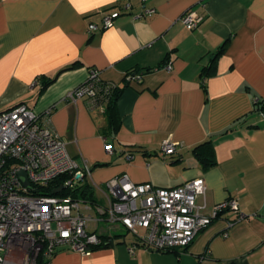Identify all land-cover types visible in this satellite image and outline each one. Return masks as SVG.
Wrapping results in <instances>:
<instances>
[{
	"label": "crops",
	"instance_id": "obj_1",
	"mask_svg": "<svg viewBox=\"0 0 264 264\" xmlns=\"http://www.w3.org/2000/svg\"><path fill=\"white\" fill-rule=\"evenodd\" d=\"M145 8L156 11L136 17ZM189 9L204 17L195 29L179 20ZM113 10L122 11L113 26L89 31ZM91 68L115 84L144 72L120 94L116 132L101 104L67 98ZM262 100L264 0H0V111L24 102L48 120L78 165H89L96 203L107 204L106 182L127 173L162 187L203 177L204 212L227 199L240 207L164 252L138 244L130 253L135 235L91 221L111 241L88 254L59 247L47 264H264ZM208 140L217 162L205 169L194 147ZM166 141L174 153L163 154Z\"/></svg>",
	"mask_w": 264,
	"mask_h": 264
},
{
	"label": "built area",
	"instance_id": "obj_2",
	"mask_svg": "<svg viewBox=\"0 0 264 264\" xmlns=\"http://www.w3.org/2000/svg\"><path fill=\"white\" fill-rule=\"evenodd\" d=\"M155 11L145 8L136 17ZM121 14V10L103 12L102 22L90 23L89 31L113 26ZM203 18L189 9L179 20L195 29ZM143 76L144 72L132 71L127 79L140 81ZM102 82L100 70L91 68L87 81L70 91L67 98L76 101L88 97L97 103L108 87L115 84L105 81L107 85L103 86ZM50 113L51 109L46 114ZM261 114L264 116V109ZM47 121L24 102L0 111V264H38L40 255L51 259L59 247L65 246L88 254L111 241L90 230L91 221H103L111 227L122 225L131 231L136 242L128 247L130 253L135 252L138 244L162 252L186 248L221 212L240 209L236 199H227L218 203L212 213L204 212L206 205L198 203V198L207 192L203 177L175 187H162L135 182L127 173L119 174L106 182L105 205L71 194L36 192L64 176L60 188L78 187L90 173L89 165H78L65 140ZM106 149L113 152V144L108 142ZM175 149L174 142L166 141L163 154L174 153ZM22 170L26 172L28 185L20 174Z\"/></svg>",
	"mask_w": 264,
	"mask_h": 264
},
{
	"label": "trees",
	"instance_id": "obj_3",
	"mask_svg": "<svg viewBox=\"0 0 264 264\" xmlns=\"http://www.w3.org/2000/svg\"><path fill=\"white\" fill-rule=\"evenodd\" d=\"M211 69L209 68V69L204 70L203 75L205 78L211 73ZM49 82H51V80ZM101 85L104 86L107 84L105 81H103ZM128 85H129L128 79H125V81L122 84H111V86H109L108 89L106 90L107 92L104 93L102 96L100 95L101 96L100 99L97 100V104L104 105L105 112L109 120V128L113 132H116L121 125V117H120V113L118 109V99L122 91ZM258 105H261V109H264V100H262L261 102H258ZM194 152L197 158L199 159L201 165L205 169L215 165L217 162L215 158V145L212 140H208V141L198 144L197 146L194 147ZM65 179H66L65 176L58 178L51 185L36 189V192L50 194V195H56V194L69 195L71 194L75 197H84V198H90L93 201L95 200V198H93L94 193H93L92 185L86 179H84L78 187L60 188V186L64 184ZM48 261L49 259H46L43 255H40L38 259V264H47Z\"/></svg>",
	"mask_w": 264,
	"mask_h": 264
},
{
	"label": "water",
	"instance_id": "obj_4",
	"mask_svg": "<svg viewBox=\"0 0 264 264\" xmlns=\"http://www.w3.org/2000/svg\"><path fill=\"white\" fill-rule=\"evenodd\" d=\"M20 174H21L24 178H26V172H25V171L22 170V171L20 172ZM25 183H26L27 185L29 184V181H28L27 178L25 179Z\"/></svg>",
	"mask_w": 264,
	"mask_h": 264
},
{
	"label": "rangeland",
	"instance_id": "obj_5",
	"mask_svg": "<svg viewBox=\"0 0 264 264\" xmlns=\"http://www.w3.org/2000/svg\"><path fill=\"white\" fill-rule=\"evenodd\" d=\"M119 230L121 232L126 231L125 233H130V234L134 235L132 232H129L124 226H121V228Z\"/></svg>",
	"mask_w": 264,
	"mask_h": 264
}]
</instances>
